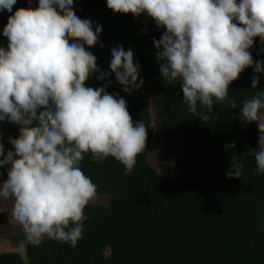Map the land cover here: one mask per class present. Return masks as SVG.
Listing matches in <instances>:
<instances>
[{"label":"clouds","instance_id":"1","mask_svg":"<svg viewBox=\"0 0 264 264\" xmlns=\"http://www.w3.org/2000/svg\"><path fill=\"white\" fill-rule=\"evenodd\" d=\"M16 3L0 0V12L10 13L3 28L7 44L0 46V122L19 125V135L8 138L12 148L5 152L0 141V168L7 171L0 180V201L12 202L11 215L34 246L48 238L75 247L97 190L81 170L84 155L90 153L95 162L113 157L128 174L147 146V126L134 123L127 101L108 92L110 77L114 74L128 94L144 81L133 51L123 45L111 49L109 70L100 69L88 49L101 43L103 26L80 16L74 0H38L36 7L13 11ZM106 3L115 13L145 15L162 30L160 39L153 37L160 78L178 82L188 112L205 123L214 105L237 108L229 89L242 72L254 67L255 73H264V60H254L250 51L257 38L264 45V0ZM96 73L106 83L88 87ZM259 83V75H253L251 87L258 91L240 102V118L258 126L257 147L247 154L264 173V90ZM226 147L234 149L235 142ZM237 160L231 158L228 178L241 177L243 164Z\"/></svg>","mask_w":264,"mask_h":264},{"label":"trees","instance_id":"2","mask_svg":"<svg viewBox=\"0 0 264 264\" xmlns=\"http://www.w3.org/2000/svg\"><path fill=\"white\" fill-rule=\"evenodd\" d=\"M36 6L38 0L31 4L17 0L13 11ZM74 8L94 27L103 26L101 43L88 49L101 70H109L112 48L123 45L133 51L143 86L125 93L113 74L107 90L127 101L134 123L144 121L147 146L128 174L113 157L95 162L90 153L84 155L81 170L109 202L86 207L84 232L75 247L53 239L39 246L28 242L25 257L3 252L0 264H264V173L247 154L257 147L258 126L240 118V102L258 91L251 87L252 76L259 75L258 88L264 90V73H255L254 67L242 72L229 89L237 108L214 105L215 111L208 113L212 118L205 123L188 112L178 82L167 84L160 78L153 37L160 39L162 30L151 18L115 13L106 0H74ZM9 15L0 12V46L7 44L3 28ZM146 27L150 33L142 32ZM262 49L257 38L250 51L264 60ZM98 75L89 78L88 87L106 83L96 79ZM147 92L151 103L141 98ZM152 107L166 154L160 172L149 162ZM233 142L234 149L226 147ZM234 155L243 164L239 179L226 175ZM16 239L27 240L24 232Z\"/></svg>","mask_w":264,"mask_h":264},{"label":"rangeland","instance_id":"3","mask_svg":"<svg viewBox=\"0 0 264 264\" xmlns=\"http://www.w3.org/2000/svg\"><path fill=\"white\" fill-rule=\"evenodd\" d=\"M143 33H150V28L146 27L142 31ZM254 60H258L255 53H252ZM142 100L147 103L152 102V97L150 93H144L141 96ZM152 115V126L154 128V134L151 144V153L149 156V162L157 171H162L166 165V154L164 150V140L162 137V132L160 125L157 121V116L155 109H151ZM19 125L10 124L7 121L0 122V141L3 142L5 146V152L12 148L9 143L10 136H18ZM171 167L174 165V159L170 158ZM172 171V170H171ZM0 172L3 175L0 176V180L7 178V171L4 168H0ZM109 202V197L106 195L96 193L94 198L90 201L88 205H107ZM12 202L11 201H0V253L3 252H15L23 257H25L26 244L28 240L24 242L17 241V237L21 235L24 231L22 227L13 219L11 215ZM48 239V238H45Z\"/></svg>","mask_w":264,"mask_h":264}]
</instances>
